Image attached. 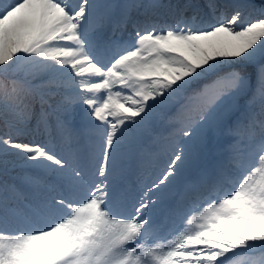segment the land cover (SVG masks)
<instances>
[{
	"label": "snow or ice",
	"instance_id": "obj_1",
	"mask_svg": "<svg viewBox=\"0 0 264 264\" xmlns=\"http://www.w3.org/2000/svg\"><path fill=\"white\" fill-rule=\"evenodd\" d=\"M0 264H264V0H0Z\"/></svg>",
	"mask_w": 264,
	"mask_h": 264
}]
</instances>
